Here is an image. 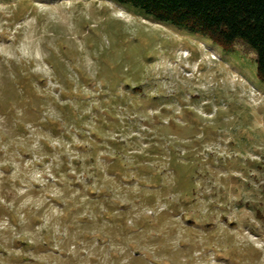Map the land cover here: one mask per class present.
<instances>
[{
	"label": "rangeland",
	"instance_id": "374dc122",
	"mask_svg": "<svg viewBox=\"0 0 264 264\" xmlns=\"http://www.w3.org/2000/svg\"><path fill=\"white\" fill-rule=\"evenodd\" d=\"M0 264H264V83L110 0H0Z\"/></svg>",
	"mask_w": 264,
	"mask_h": 264
},
{
	"label": "trees",
	"instance_id": "16d2710c",
	"mask_svg": "<svg viewBox=\"0 0 264 264\" xmlns=\"http://www.w3.org/2000/svg\"><path fill=\"white\" fill-rule=\"evenodd\" d=\"M153 21L209 41L228 52L239 42L255 57V76L264 83V0H110Z\"/></svg>",
	"mask_w": 264,
	"mask_h": 264
}]
</instances>
